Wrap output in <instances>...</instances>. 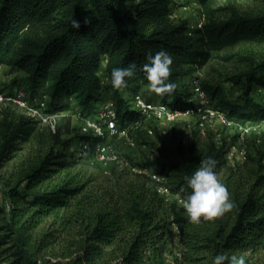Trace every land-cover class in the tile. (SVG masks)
I'll list each match as a JSON object with an SVG mask.
<instances>
[{
  "label": "trees",
  "instance_id": "16d2710c",
  "mask_svg": "<svg viewBox=\"0 0 264 264\" xmlns=\"http://www.w3.org/2000/svg\"><path fill=\"white\" fill-rule=\"evenodd\" d=\"M197 1L208 8L212 0ZM73 19L80 23L78 30L72 27ZM250 43L258 48L249 55L228 53L224 57L246 61L245 69L229 79L236 85V94L225 92L219 83L201 82L215 110L242 124L264 122V12L233 9L223 19H210L191 29L187 22L172 19V0L136 4L132 0H0V68L24 72L39 89L49 85L53 101L49 108L37 104V109L44 114L67 113L73 108L69 101L75 99L84 112L97 114L98 104L110 96L120 129L147 118L132 108L123 91L150 87L142 71L150 53L164 49L173 58L169 80L176 88L171 94H157L156 100L172 112L199 115L190 89L180 83L196 76L216 54ZM131 63L136 64L135 75L122 90L113 88L112 70ZM37 123L23 115L0 121V169L33 139ZM58 131L53 140L64 148L66 141ZM56 147L21 168L17 183L8 189L10 211L0 206V264H59L44 257L58 242V235L38 236L37 231L62 211L67 213L66 219L61 217L64 227L75 228L79 236L73 251L65 255L70 257L67 264H111L117 253V260L132 262L144 252L149 253V264H168L172 223L181 228L185 248L178 264H211L212 257L224 251L244 255L247 264H264L262 165L248 180L226 184L235 207L224 216L195 224L176 204L173 221L167 222L161 217L164 199L158 188L167 187L183 199L185 177L207 157L217 161L219 177L227 165L225 145L194 137L188 144H180L174 157L162 150V155L142 164L164 182L142 173L117 191L101 195L91 193V181L77 170L78 161Z\"/></svg>",
  "mask_w": 264,
  "mask_h": 264
},
{
  "label": "rangeland",
  "instance_id": "374dc122",
  "mask_svg": "<svg viewBox=\"0 0 264 264\" xmlns=\"http://www.w3.org/2000/svg\"><path fill=\"white\" fill-rule=\"evenodd\" d=\"M140 0H132L133 4ZM209 7L197 0H172V19L175 22H187L191 29L198 28L210 19H223L233 9L239 11L264 12V0H212ZM257 44H244L231 52H222L210 61L196 76L184 79L180 85L190 89L192 100L195 98V86L201 82L219 83L224 91L237 93L236 85L229 81L233 74L245 69L246 61L237 57L226 60L228 53L249 55L256 51ZM105 64L103 65V69ZM139 90L150 99H156L158 95L151 91L149 86H142ZM51 91V90H50ZM49 85L42 89L34 87L27 75L8 66L0 68V121L5 117L18 118L30 116L37 120L36 133L33 139L23 146V150L16 158L0 169V206L7 212L11 208V200L7 195L10 185L18 181V172L28 162L52 146L64 151L68 158L78 161L77 170L89 179V189L94 195H101L105 191H117L127 182L137 179L141 175V169L150 175L148 169L142 167L149 159H155L162 155V150L175 156L180 144H188L194 137L202 141L214 140L219 145H225L234 152L227 165L222 169L218 179L224 184L234 180H248L252 177V171L264 167V122L238 123L222 116L215 110L210 102L206 105H198L200 114L177 113L175 116L160 110H148L142 112L146 120L142 123L130 124L125 134H113L108 127L103 128L104 135H100L95 127H91L88 121H100L99 114L105 104L111 100L106 96L100 102V111L96 114L84 112L75 99L69 103L72 110L61 114H44L35 105L40 104L43 109L50 107L53 101L49 94ZM123 96L131 102L132 95L127 89ZM195 103V101H194ZM66 118L71 121L67 122ZM227 120V121H226ZM62 141H66L65 147L58 145L53 140V135L58 133ZM108 146V155H102L98 150L99 143ZM264 172V171H263ZM165 188H158L164 199V208L161 211L162 219L173 221V205L182 204L180 194L166 192ZM67 213L62 211L58 217H52L38 229L37 235L56 233L58 242L49 249L44 257L47 262L67 264L70 257L65 256L73 251V242L79 238L75 228L66 229L63 218ZM185 248L183 245L182 230L177 224H170L167 240L166 260L168 264H178L183 261ZM118 253L111 259V264H149V253L144 252L140 258L132 262L117 260ZM264 261V255L261 262Z\"/></svg>",
  "mask_w": 264,
  "mask_h": 264
},
{
  "label": "clouds",
  "instance_id": "9594fccd",
  "mask_svg": "<svg viewBox=\"0 0 264 264\" xmlns=\"http://www.w3.org/2000/svg\"><path fill=\"white\" fill-rule=\"evenodd\" d=\"M89 21L86 19L85 23ZM72 27L80 28V23L72 20ZM148 63L143 65L142 71L150 82L151 90L159 95L171 94L176 84L170 82L172 56L167 50L161 49L154 55L149 54ZM136 64L131 63L127 67L114 68L111 72V85L117 90L127 86L128 79L135 75ZM217 161L213 157H207L200 161L199 167L185 177L186 187L181 188L184 193L182 204L192 223L199 224L224 216L230 212L235 204L230 198L226 185L219 179L216 172ZM211 264H247L244 255H238L234 251H224L212 257Z\"/></svg>",
  "mask_w": 264,
  "mask_h": 264
},
{
  "label": "built area",
  "instance_id": "2783aa9c",
  "mask_svg": "<svg viewBox=\"0 0 264 264\" xmlns=\"http://www.w3.org/2000/svg\"><path fill=\"white\" fill-rule=\"evenodd\" d=\"M202 27V25L200 26ZM198 27V28H200ZM132 95V99L131 102L129 100V102L132 105V108L139 111V112H146L148 110H160V111H166L167 113L175 116L177 113L172 112L167 105L163 104L162 102H160L158 99H150V97H148L144 92H142L141 90H138L136 92H130ZM195 98L194 99L195 103L197 105L200 104V102L202 103V105H206L209 102L211 103V99L210 96L208 95V93L205 91V89L201 86V85H197L195 86ZM99 116H101L100 121H88L89 126L91 127H95L97 132L100 135H104L105 131H104V127L107 128L113 133V134H125L126 133V129H120L117 123V109H116V104L113 100H109L106 104L105 107L102 108L101 113L99 114ZM225 118H227L225 115H222ZM227 121V120H226ZM228 122L232 123V121H230L228 119ZM98 150L101 152L102 155H108V146L105 143H99L97 145ZM234 155V152H231L228 149L226 158H227V162L229 159L232 158V156ZM144 172V169H141V173ZM150 172V171H149ZM150 176L158 181V182H164L165 179L157 176L155 174H151ZM160 188H165L164 190L168 193H170L171 191L164 186H161Z\"/></svg>",
  "mask_w": 264,
  "mask_h": 264
}]
</instances>
